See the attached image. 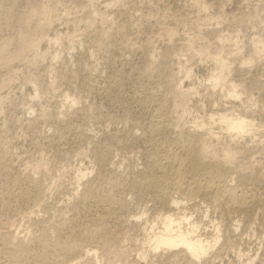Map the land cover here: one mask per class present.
I'll list each match as a JSON object with an SVG mask.
<instances>
[{
	"label": "rangeland",
	"instance_id": "1",
	"mask_svg": "<svg viewBox=\"0 0 264 264\" xmlns=\"http://www.w3.org/2000/svg\"><path fill=\"white\" fill-rule=\"evenodd\" d=\"M263 43L264 0H0V264H264Z\"/></svg>",
	"mask_w": 264,
	"mask_h": 264
},
{
	"label": "bare ground",
	"instance_id": "2",
	"mask_svg": "<svg viewBox=\"0 0 264 264\" xmlns=\"http://www.w3.org/2000/svg\"><path fill=\"white\" fill-rule=\"evenodd\" d=\"M203 2V1H202ZM197 5H198V3H197ZM199 6V5H198ZM202 8V7H201ZM206 9V8H205ZM45 10H47V9H45ZM221 10V9H220ZM44 11V10H43ZM47 12H49V11H47ZM33 14V13H32ZM205 14H206V12H205ZM41 15H43V14H41ZM47 15V14H46ZM38 17V16H37ZM44 17H45V15H44ZM43 17V18H44ZM48 19V18H47ZM104 19V18H103ZM208 21V20H207ZM104 23V22H103ZM210 24V23H209ZM244 24V23H243ZM185 25V24H184ZM197 28V27H196ZM220 28V27H219ZM174 30V29H173ZM185 30V29H184ZM197 30V29H196ZM172 31V30H171ZM170 33V32H169ZM221 34V33H220ZM194 35H196V34H194ZM219 35V34H218ZM198 36H196V38H197ZM200 37V36H199ZM202 38V37H201ZM231 38V37H230ZM45 39V38H44ZM191 39H193L192 37H191ZM197 39H199V38H197ZM37 40V39H36ZM55 40V39H54ZM188 40V39H187ZM190 40V39H189ZM228 40V39H227ZM227 40H223V41H226L227 42ZM261 40V39H260ZM56 41V40H55ZM58 41H60V40H58ZM199 41V40H198ZM217 41H219V40H217ZM234 41H235V39H234ZM32 42V41H31ZM187 42V41H186ZM190 42V41H189ZM193 42V41H192ZM260 42V41H259ZM35 43V42H34ZM37 43V42H36ZM48 43H50V42H48ZM53 43V42H52ZM191 43V42H190ZM233 43V42H232ZM31 44V43H30ZM189 44V43H188ZM221 44V43H220ZM242 44V43H241ZM258 44V43H257ZM257 44H256V46H257ZM264 44V43H263ZM28 45V44H27ZM60 45V44H59ZM195 45V44H194ZM236 45V44H235ZM255 45V44H254ZM263 46V45H262ZM187 47V46H186ZM236 47V46H235ZM34 48V47H33ZM59 48V47H58ZM32 49V48H31ZM35 49V48H34ZM201 51V50H200ZM204 51V50H203ZM237 51H239V49L237 50ZM236 51V52H237ZM28 52V51H27ZM155 52V51H154ZM240 52H242V51H240ZM255 52L258 54L259 52H262V51H258L257 52V50H255ZM57 53H58V51H57ZM182 53V52H181ZM215 54V53H214ZM259 54H261V53H259ZM209 55V54H208ZM56 56H57V54H56ZM215 56V55H214ZM40 57V56H39ZM58 58V57H57ZM159 58V57H158ZM218 58V57H217ZM216 58V60H218ZM250 58V57H249ZM42 59V58H41ZM228 59V58H227ZM153 60V59H152ZM154 61V60H153ZM201 62V61H200ZM226 62V61H225ZM246 62H248V60L246 61ZM245 62V63H246ZM214 63V62H213ZM219 63H220V61H219ZM223 64V63H222ZM221 64V65H222ZM226 64V63H225ZM224 64V65H225ZM223 66V65H222ZM226 66V65H225ZM225 66H223L222 68L224 69V67ZM221 67V66H220ZM230 67V66H229ZM220 69V68H219ZM223 69H222V72H225V71H223ZM227 69V68H226ZM181 70V69H180ZM221 70V69H220ZM222 72H221V74H222ZM229 72V71H228ZM216 74L215 75H213V76H210L211 77V79H212V85L214 84L215 86H219V85H221L222 84V81L224 82V80H225V78L226 77H223L221 74H219L220 72H215ZM227 73V72H226ZM229 75V74H228ZM188 76H186V78H187ZM224 79V80H223ZM229 79V78H228ZM208 84V83H207ZM224 84H225V82H224ZM222 86V85H221ZM239 86V85H238ZM225 87V86H224ZM233 87H234V85H233ZM237 87V86H236ZM178 88H180V87H178ZM214 88H217V87H214ZM181 89V88H180ZM224 89V88H223ZM191 90H193L192 88H191ZM196 90V89H195ZM231 92L229 93V96H227V97H240L239 95H237L236 96V93H235V91L233 90V88H232V86H231ZM236 90H237V88H236ZM187 91V90H186ZM185 91V92H186ZM177 92H179V91H177ZM183 92V91H182ZM190 92V91H189ZM228 92H229V90H228ZM187 93V92H186ZM191 93V92H190ZM189 93V94H190ZM192 93H193V91H192ZM220 93V92H219ZM238 93V92H237ZM242 93H243V91H242ZM184 94V93H183ZM228 94V93H227ZM226 94V95H227ZM240 94V93H239ZM186 95V94H185ZM192 95V94H191ZM241 95V94H240ZM245 95V94H244ZM189 96V95H188ZM223 96H224V94H223ZM248 96V95H247ZM186 97V96H185ZM242 97V96H241ZM244 97H246V96H244ZM180 98V97H179ZM189 98V97H188ZM237 98V99H238ZM182 99V98H181ZM230 99V98H229ZM238 100H240V99H238ZM179 101H180V99H179ZM184 101V100H183ZM186 101V100H185ZM187 102V101H186ZM189 102V101H188ZM180 103V102H179ZM183 103V102H182ZM183 105V104H182ZM215 105V104H214ZM179 106V105H178ZM184 106L186 107V105H185V103H184ZM180 107V106H179ZM245 108V107H244ZM181 109H183V108H181ZM246 111V110H245ZM192 112V111H191ZM228 112V111H227ZM184 114V113H183ZM236 114V113H235ZM189 115V114H188ZM224 115V114H223ZM239 115V114H238ZM234 116L233 118L230 116V117H228V116H220V119H221V122L220 121H218V122H220L221 124H223V125H225L226 126V128H227V130H228V134H229V132H234V133H236V135H243L244 134V136L246 135V134H248V131L251 129V127H252V124H251V121L249 122L248 120H246V118H243V117H239V116ZM241 115V114H240ZM217 116V115H216ZM216 116H214V118L216 117ZM219 116V115H218ZM244 116V115H243ZM211 117V116H210ZM213 119V118H212ZM212 119H211V122H212ZM175 123H178L177 121L175 122ZM195 123H196V121H195ZM209 123H210V121H209ZM253 123V122H252ZM214 124V123H213ZM219 124V123H218ZM254 124V123H253ZM158 126V125H157ZM185 126V125H184ZM196 126V125H195ZM194 126V127H195ZM193 127V126H192ZM201 128V127H200ZM202 128H203V126H202ZM210 128V127H209ZM177 129V128H176ZM254 129H256V128H254ZM257 131H258V129H256ZM182 132V131H181ZM198 132V131H197ZM199 132H200V130H199ZM211 132V131H210ZM250 133H251V131H249ZM225 133H227V132H225ZM256 134V133H255ZM230 136H231V134H229ZM249 135V134H248ZM251 135V134H250ZM238 136V137H239ZM253 136V135H252ZM207 137V136H206ZM217 138V137H216ZM236 138V137H235ZM241 138V137H240ZM256 138V137H255ZM255 138H253V139H255ZM204 139V138H203ZM207 139V138H206ZM220 139V138H219ZM218 139V140H219ZM237 139V138H236ZM235 140V139H234ZM233 141V140H232ZM236 141V140H235ZM237 142V141H236ZM208 144V143H207ZM218 144V143H217ZM189 145H191V144H189ZM209 145H210V143H209ZM224 145V144H223ZM192 146V145H191ZM202 146H204V145H202ZM191 148V147H190ZM200 148H202V147H200ZM202 150V149H201ZM204 151H205V149H203ZM202 150V151H203ZM201 151V152H202ZM203 151V153L202 154H204L205 152ZM208 151H209V149H208ZM207 151V152H208ZM226 152V151H225ZM214 154V153H213ZM224 154V156H223V158H221V159H223V161H225V162H231L233 159H235L234 158V154L231 152H226V153H223ZM203 156V155H202ZM220 156V155H219ZM214 157V156H213ZM216 157H218V156H216ZM211 159H213V158H211ZM215 159V158H214ZM213 159V160H214ZM204 161H206V160H204ZM211 161V160H210ZM220 161H222V160H220ZM219 161V162H220ZM204 164V163H203ZM207 164V163H206ZM209 164V163H208ZM211 164V163H210ZM217 164V163H216ZM221 164H223V163H221L220 162V165ZM216 166V165H215ZM215 166L214 167H212V168H215ZM217 166H219V163H218V165ZM230 166V165H229ZM217 170V169H216ZM208 171V170H207ZM219 171V170H218ZM82 174V175H81ZM81 174H79V175H81V176H84V174L81 172ZM219 174V173H218ZM78 175V176H79ZM222 175V174H221ZM181 176V175H180ZM203 176V175H202ZM212 176H213V174H212ZM179 177V176H178ZM207 177V176H206ZM82 178V177H81ZM209 178H210V176H209ZM215 178H216V175H215ZM215 178H213V180H215ZM218 178V177H217ZM222 178V177H221ZM223 178H225V177H223ZM77 179V178H76ZM78 179H79V177H78ZM77 179V180H78ZM178 179V178H177ZM181 179H182V176H181V178L180 179H178V182H179V180L181 181ZM204 179V178H203ZM206 179H208V178H206ZM205 179V180H206ZM212 179V178H211ZM220 180H222V179H220ZM208 181V180H207ZM206 181V183H204V185H206L203 189H200V190H202L203 191V193H206V194H209V193H211V194H213V195H215L216 197H217V192H213L212 191V189H213V187L215 186L214 184V186L212 185V181L211 180H209L208 182ZM218 181V180H217ZM217 181H215V182H217ZM78 182H79V180H78ZM223 182V181H222ZM177 183V182H176ZM180 185H182V184H179V186ZM198 185V184H197ZM199 185H201V184H199ZM219 185H220V183H219ZM176 186H178V185H176ZM189 186V185H188ZM213 186V187H212ZM221 186V185H220ZM220 186H218V183H217V187H220ZM181 187V186H180ZM179 187V190L177 189L176 191H179L180 193H182V194H184V192H185V194L186 195H188L189 196V198H187V197H185V198H187L186 200H187V202H188V199H190V195L192 196L193 195V193L191 192V188L192 187H190L189 188V190L187 191H185L182 187L180 188ZM198 187H200V186H198ZM216 187V186H215ZM216 187V188H217ZM178 188V187H177ZM215 188V189H216ZM176 189V188H175ZM196 189V188H195ZM194 189V190H195ZM217 189H219V188H217ZM216 189V190H217ZM228 189V188H227ZM199 190V191H200ZM222 191V190H221ZM179 192L177 193V194H179ZM219 192V191H218ZM197 193H198V191H197ZM182 194H180V195H182ZM199 194V193H198ZM223 194V193H222ZM227 194H229V192H227ZM232 195V194H231ZM175 197V196H174ZM193 197V199L195 198L194 196H192ZM209 198V197H208ZM218 199L220 198V197H217ZM217 198H216V202L215 203H217ZM37 199V198H36ZM192 199V200H193ZM215 199V198H214ZM182 200V199H181ZM181 200H180V202H181ZM191 201V200H190ZM213 201H215V200H213ZM228 201H230V200H228ZM234 201V200H233ZM180 202H178V201H174L172 204H174L173 206H175V205H180ZM182 203V202H181ZM219 203V202H218ZM225 203V202H224ZM183 204H185V203H183ZM207 205V204H206ZM174 208H176V207H174ZM179 210V209H178ZM177 210V211H178ZM183 209H181V211H182ZM186 211V210H185ZM208 211V210H207ZM184 213H186V212H184ZM205 213V212H204ZM186 215H188V214H186ZM24 216V215H23ZM167 217L165 218V221L163 222V224H164V227H163V225H162V229H163V231L161 232V233H157V236H153L154 237V239H152L153 240V244H151V245H153L152 246V248L154 247V249H156V250H162V249H160V248H163V249H167V250H172V249H176V248H183L193 259H197V258H200L199 256H201V255H205L206 256V253H208V249H209V243L208 242H205V241H203V240H201L200 238H198V237H196V236H194V234L196 233V231H197V227H195V226H193L191 229H189V230H187V231H183V229H180V225H181V223H183V222H185V221H188V217L189 216H187V218L185 217V215H184V217H182L181 219H176V218H174L173 216H171L169 213H168V215H166ZM177 218H178V216H176ZM181 217V216H180ZM161 219V218H160ZM190 219V218H189ZM190 222V221H189ZM191 223V222H190ZM186 224H188V223H186ZM194 224V223H193ZM155 225V224H154ZM161 225V224H160ZM188 225H190V224H188ZM198 226V225H197ZM161 227V226H160ZM183 227V226H182ZM188 227V226H187ZM186 227V228H187ZM153 227H151V229H152ZM157 229V228H156ZM156 229H154V230H156ZM159 230H161V229H159ZM157 231V230H156ZM159 232V231H158ZM41 235V234H40ZM52 235V234H51ZM108 237V236H107ZM217 237V236H216ZM219 238V237H218ZM214 241H215V239H213ZM212 242V241H211ZM151 243V242H150ZM215 244H216V242H214ZM146 244V243H145ZM213 244V243H212ZM214 245V244H213ZM213 245H211V246H213ZM214 247V246H213ZM211 248V247H210ZM212 249V248H211ZM155 250V251H156ZM211 251V250H210ZM141 253V252H140ZM44 255V254H43ZM202 257V256H201ZM40 258V257H39ZM191 259V258H190ZM193 259H191V260H193ZM196 259H195V261H196ZM199 260V259H198Z\"/></svg>",
	"mask_w": 264,
	"mask_h": 264
}]
</instances>
